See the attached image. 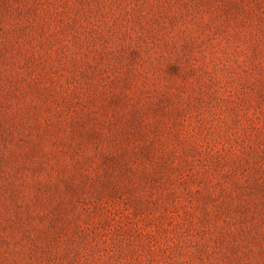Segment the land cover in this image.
<instances>
[{"label":"rangeland","instance_id":"rangeland-1","mask_svg":"<svg viewBox=\"0 0 264 264\" xmlns=\"http://www.w3.org/2000/svg\"><path fill=\"white\" fill-rule=\"evenodd\" d=\"M0 264H264V0H0Z\"/></svg>","mask_w":264,"mask_h":264}]
</instances>
